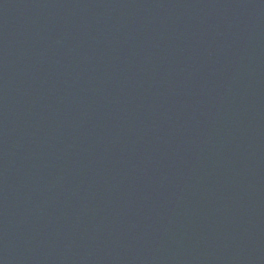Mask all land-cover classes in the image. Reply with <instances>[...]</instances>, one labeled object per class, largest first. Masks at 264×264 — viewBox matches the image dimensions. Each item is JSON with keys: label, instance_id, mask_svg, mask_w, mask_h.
Listing matches in <instances>:
<instances>
[{"label": "water", "instance_id": "obj_1", "mask_svg": "<svg viewBox=\"0 0 264 264\" xmlns=\"http://www.w3.org/2000/svg\"><path fill=\"white\" fill-rule=\"evenodd\" d=\"M16 264H264V0H47Z\"/></svg>", "mask_w": 264, "mask_h": 264}]
</instances>
